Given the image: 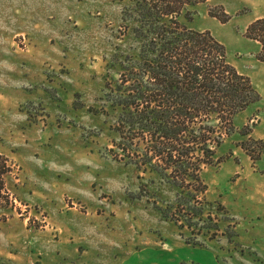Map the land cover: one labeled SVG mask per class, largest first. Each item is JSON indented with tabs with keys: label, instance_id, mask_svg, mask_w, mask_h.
<instances>
[{
	"label": "rangeland",
	"instance_id": "obj_1",
	"mask_svg": "<svg viewBox=\"0 0 264 264\" xmlns=\"http://www.w3.org/2000/svg\"><path fill=\"white\" fill-rule=\"evenodd\" d=\"M129 3L0 0V264H264V144L250 141L264 140V60L246 35L264 0H206L180 18L220 40L260 98L202 164V202L178 222L161 210L180 189L108 151L102 97L135 46L120 32ZM220 6L227 22L208 13Z\"/></svg>",
	"mask_w": 264,
	"mask_h": 264
},
{
	"label": "trees",
	"instance_id": "obj_2",
	"mask_svg": "<svg viewBox=\"0 0 264 264\" xmlns=\"http://www.w3.org/2000/svg\"><path fill=\"white\" fill-rule=\"evenodd\" d=\"M204 1L124 4L120 32H131L135 46L119 59L118 77L113 84L105 82L102 97L101 112L112 117L109 129L115 136L108 151L114 159L152 172L180 189L178 200L161 210L176 222L185 210L202 202L197 199L207 189L200 175L202 164L213 162L215 148L234 131V117L260 98L251 78L230 62L220 40L209 30L181 22V17L190 19L192 8ZM208 13L221 22L231 19L222 6ZM129 20L132 25L126 23ZM262 24L264 18L254 20L246 35L260 41L259 58L264 60ZM250 141L264 144V140ZM246 142L240 145L248 151Z\"/></svg>",
	"mask_w": 264,
	"mask_h": 264
}]
</instances>
